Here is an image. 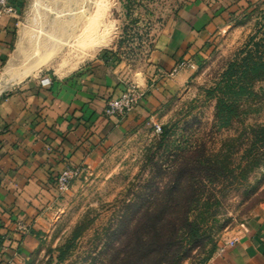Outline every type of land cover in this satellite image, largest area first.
<instances>
[{
  "label": "rangeland",
  "instance_id": "rangeland-1",
  "mask_svg": "<svg viewBox=\"0 0 264 264\" xmlns=\"http://www.w3.org/2000/svg\"><path fill=\"white\" fill-rule=\"evenodd\" d=\"M185 1L24 0L16 45L2 61L0 75L14 58L25 28L36 40L37 57L32 61L38 62L11 79L3 92L27 82L66 79L105 51L115 50L121 60L139 66L150 54L159 29ZM251 38L264 46L262 8L236 19L233 27L217 36L206 58L192 63L188 83L129 125L61 195L46 221L41 246L25 264H103L108 249L119 243L112 232L134 211L132 207L145 205L171 183L172 170L179 164L203 157L213 164L217 157L228 172L210 192L219 202L212 210L216 222L183 264H199L214 246L218 250L242 235L254 215L264 210V134L259 130L264 126V81L254 84V95L240 102L243 114L226 128L218 126L212 92ZM155 124L161 132H156ZM231 139L237 141L230 143ZM255 163L259 165L243 178ZM78 231L81 236L74 239Z\"/></svg>",
  "mask_w": 264,
  "mask_h": 264
},
{
  "label": "crops",
  "instance_id": "crops-1",
  "mask_svg": "<svg viewBox=\"0 0 264 264\" xmlns=\"http://www.w3.org/2000/svg\"><path fill=\"white\" fill-rule=\"evenodd\" d=\"M16 15L0 19V65L16 45L24 0H13ZM264 0H186L159 29L147 59L139 66L105 51L90 66L66 79L27 82L0 92V264H25L41 246L46 221L61 200L56 189L66 166L93 165L129 125L188 83L190 68L173 73L183 61L199 63L217 36ZM145 93L130 114L109 118L104 110L128 84ZM3 92V93H2ZM29 233L17 231V223ZM222 244L207 264H264V210L245 231Z\"/></svg>",
  "mask_w": 264,
  "mask_h": 264
},
{
  "label": "trees",
  "instance_id": "trees-1",
  "mask_svg": "<svg viewBox=\"0 0 264 264\" xmlns=\"http://www.w3.org/2000/svg\"><path fill=\"white\" fill-rule=\"evenodd\" d=\"M255 40L251 38L230 63L212 92L217 99L216 119L220 128L229 127L240 118V102L254 95V84L264 81V46ZM259 130L264 134V126ZM235 141L231 139L230 143ZM215 158L216 164L204 157L179 164L172 170L171 183L158 189L145 205H134V211L112 232L119 243L108 249L103 264H183L188 260L192 250L205 242L209 225L216 222L212 210L219 202L212 196L216 191L212 186L228 171ZM257 165L250 164L243 178ZM206 194L211 196L205 197ZM80 236L78 231L74 239ZM3 243L0 236V245ZM216 251L214 246L199 264H207Z\"/></svg>",
  "mask_w": 264,
  "mask_h": 264
},
{
  "label": "built area",
  "instance_id": "built-area-1",
  "mask_svg": "<svg viewBox=\"0 0 264 264\" xmlns=\"http://www.w3.org/2000/svg\"><path fill=\"white\" fill-rule=\"evenodd\" d=\"M13 0H0V19L3 15H16L17 9L12 4ZM195 68V65L188 62L183 61L177 65V67L173 70V73H177L181 69ZM43 84H50L49 79H45L42 81ZM145 97V93L142 92L139 87L135 84H128L122 94L117 97L110 99L107 102V105L104 110L105 116L109 118L126 116L132 113L143 101ZM156 132H161V126L155 124ZM89 166H66L65 169L59 174L56 181V189L60 195H64L69 192L74 181L82 178L83 174L87 172ZM17 231L21 234L29 233V227L23 223L19 222L16 225ZM4 241L7 240V236L3 237ZM237 240H233L230 243H226V245H233Z\"/></svg>",
  "mask_w": 264,
  "mask_h": 264
},
{
  "label": "bare ground",
  "instance_id": "bare-ground-1",
  "mask_svg": "<svg viewBox=\"0 0 264 264\" xmlns=\"http://www.w3.org/2000/svg\"><path fill=\"white\" fill-rule=\"evenodd\" d=\"M21 32L22 33L17 44L15 56L8 63L4 69V72L0 75V92L7 85H9L8 82L11 79L13 80L20 72L28 70L38 62V60L35 62L32 61L35 57H37L35 54L36 40L32 37V30L25 28ZM20 66L23 68H19Z\"/></svg>",
  "mask_w": 264,
  "mask_h": 264
}]
</instances>
